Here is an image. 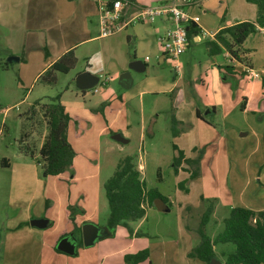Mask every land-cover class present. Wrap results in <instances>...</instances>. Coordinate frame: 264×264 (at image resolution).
I'll return each instance as SVG.
<instances>
[{
  "label": "crops",
  "instance_id": "crops-1",
  "mask_svg": "<svg viewBox=\"0 0 264 264\" xmlns=\"http://www.w3.org/2000/svg\"><path fill=\"white\" fill-rule=\"evenodd\" d=\"M124 1L127 2L124 8L125 16L130 17L142 7L166 3L171 0ZM216 1L220 3V5L217 4V6L220 7V15L223 12L225 15L228 11L230 21H225L224 26L219 23L216 29H213L208 23H200V27L206 32H213L212 34H216L221 29L230 27L236 23L256 20L257 7L248 3L247 0H202L199 6L191 9V12L196 15L199 10L202 11L206 8L211 9V6L214 5ZM224 3L226 5H224ZM167 27H169V23H165L164 21H158L154 24L143 23L132 26L128 31L116 34L113 37L101 38L98 0H0V42L2 41V43H4L3 51L11 56H21L20 70L22 71L21 73L25 75L28 74V87H30L33 92L37 91L35 92V99L38 100L36 104H48L54 99L49 97L48 92V89L53 86L43 84V86H41L42 88L37 90L40 86V77L48 68L70 51H74L77 64L80 63V61L86 63L85 71L78 73L74 79L77 89H79L77 87V77L83 72H89L98 77L104 75L106 78L103 83L99 81L100 84L96 87L97 89H92L94 91H81L79 89L81 91V96H79V94H74L71 90V85L67 86L60 93L61 103L65 107L66 113L71 118L68 129V140L77 153L72 168V172H74L72 176L73 181H85L90 193L91 188L95 191L96 185L101 179V168L100 166L92 167L86 159V154L90 152L91 145H97L99 147L100 140L111 128L119 130L120 133L118 134L125 140L128 139L132 123L124 108L126 105L130 106L128 104H134L135 107L138 106L136 111L139 112L138 116L141 120L142 135L144 134V98L147 95L157 96L160 92L158 89L160 82L156 78H149L147 76V72L149 71L147 62L141 61L145 65V71L142 73L131 71L129 65L133 61H139L136 56L140 47L153 49V47L157 45L158 37ZM261 32H264V30L259 31V33ZM2 33L3 35L1 36ZM112 38L115 39L111 41V45L104 41V39L108 40ZM207 40L213 39L208 38ZM247 40L242 46V51L244 50V53L247 49ZM200 42L201 39H199V41H191L184 55L189 53L192 45H199ZM114 43L116 46H113ZM130 44L134 47V53H132ZM159 52L161 53L160 48ZM247 56L248 55L245 53L242 58L246 61L248 58ZM209 57L211 60L206 64L198 65L203 72H209L210 75L205 77H211L210 81L214 83L211 88L213 97L208 99V102L204 105L205 114L202 116L206 120H202L197 116V112L199 111L201 113V110L197 108L196 104L187 101L185 99L186 97L183 99L179 98L181 101V108L176 123L180 124V127H175L172 130L177 133L174 136L175 146H178V150L184 154V160L178 172L175 173L177 176L176 186L189 189V193L183 191L185 196H180L175 199L168 198V204H166L170 212L172 210L169 208L170 206L177 210L178 222L176 223V235L178 240L166 239L165 237L156 235V231L158 234L160 233V235L167 231L164 227L147 232L143 231L145 224L149 220V214L150 217L152 216L156 220L160 219L157 214H154L159 213L157 210L155 212L153 208H148L146 216L136 223H130L129 227L120 226L112 233L107 225L105 226L111 235L106 237V240L98 245L107 249L106 257L111 258L109 264H128L125 259L126 256L135 255L145 250L149 251V258L139 264H206L198 259L189 257L190 252L200 243L198 235L196 236L197 227H200L201 216L207 208L200 206L201 197L206 200L220 199V203H217L214 207L213 214L208 224L205 226L207 235L212 239H215L217 235L220 234L217 231L221 225L224 229L223 222L226 218L218 214L220 212V204H232L255 211L264 210V208H261L259 205V193H261L264 188V173H261L260 176L258 175L256 168L252 166L253 160L251 159L252 156L257 154V151H259L261 147L259 146L260 135L255 136L251 130L246 132L238 131L236 133L234 129L227 128L226 126H224L222 132H220L216 130L211 119V116L216 117L218 115L220 109H222L224 114L226 113L228 117L227 112H229L231 108L239 105L241 101H243V114H247L249 107L260 99H263L264 102V78L260 75L258 78L249 76L247 70H252V65L247 61L242 62L235 60L226 51L217 56L209 55ZM125 72H130L132 75L133 84L130 88H124L119 82L120 76ZM134 75H136V79L138 75H145V80H143L144 78L142 77L143 82L138 84L137 87H135ZM61 76L65 75H58L57 84ZM200 77V80L203 82V75L201 74ZM113 79L117 80L119 88L126 91L121 98L118 97L120 93L116 90V87H114ZM234 81L236 91L233 93L231 85L234 84ZM206 83H208L207 80H205V84ZM103 86H106L107 89L101 90L100 88ZM174 88H176V90L179 88V83L176 81H174L168 89H164L163 92H171ZM216 91H218V95H215ZM49 98L50 100L48 102ZM81 101H83V103ZM87 102L89 106L85 104ZM36 104L31 107V112H34L38 108ZM116 104L119 106L116 107V111L111 110L112 106ZM120 106H123V111ZM101 107L103 111H101L102 109L100 110ZM187 113L189 115L188 118L183 115ZM30 116H27L28 121H32L34 118L37 119L36 114ZM36 119L32 121L33 129L30 135H26V139H31L30 141L36 140V147H38L39 152L35 154V151L32 152L28 149V163L15 164L12 168L13 179H17V181L26 180V170L28 169L27 185L28 191L32 190V194L28 193L26 198L22 199L17 196L16 200L18 202L22 201L25 207L15 219L9 222L7 228L1 229L0 247L4 244L3 250L5 254L10 255L9 259H11V253L16 247L26 246L28 243H41L44 247V251L50 252L51 255H54V257L63 264H80V260L77 258L80 255L78 249L76 256H69L62 252L57 253L54 250L57 241L51 238L52 235H55V232H61L60 236L64 234L62 232H64L65 229L64 227L62 228L61 225L63 226L65 224L69 214L65 212L67 201L64 195L60 193L55 194L51 211L45 219L40 216L31 215L30 208H28V200L29 204H31L34 203V201L46 199L48 195L44 189V184H41L42 180L39 178L40 171L43 173L42 168L36 162V159L40 158L39 154L48 134V126L46 119L43 117L42 120L36 121ZM40 121H43L42 124H40ZM82 122H85L86 126H94L97 130V136H95V138L85 133V127L82 126L80 129L79 123ZM187 123L192 124L194 130L185 131L183 124ZM116 134L117 133L112 136L113 141H115L113 137ZM250 134L257 139L255 147L251 146ZM210 144L215 145L216 148ZM206 145H210V148L207 153L204 154L201 162V177L185 185L191 173L185 161L189 158H196L198 155L196 150ZM248 146H250L249 151L247 150ZM230 147H233L236 163H241L242 170L245 172L247 170L249 178L245 179L246 176L244 177L241 175V172L238 173L232 180L233 187H230L229 183L231 193L228 194L227 198H224L223 196H226L225 181H223L219 175L224 168H226L227 171L226 176L230 177L232 174V167L230 166L232 162V151H230ZM29 148L31 150L34 146ZM244 150L248 153V157H245ZM31 153L35 154V158L30 156ZM132 158L136 169L141 174V179L146 182L143 177V163H141V161L138 163L140 159L135 160L134 157ZM2 166H4V168H11V164L7 160L4 161V165ZM250 166L253 172L250 170ZM54 178L67 180L68 175L66 173ZM160 180H162L161 176ZM257 182L259 185L256 184ZM31 187L32 189H30ZM193 189L198 190V197L189 199V196L192 195L190 192ZM250 190L252 192L249 194ZM22 193L26 195L27 192L22 191ZM247 194L249 195L247 196ZM247 200L251 203H247ZM186 208L192 209L188 211ZM16 219L20 222L15 221ZM33 220H47L48 225L44 229L33 227L30 224ZM191 222H193L194 228L191 227ZM208 228L213 232L210 235L207 232V230H209ZM152 236L156 239H151ZM149 239H151V241ZM229 245L232 244H217L214 247L215 257L209 264H225L227 255L235 249V247L234 249L230 248ZM69 257L74 258L70 259Z\"/></svg>",
  "mask_w": 264,
  "mask_h": 264
},
{
  "label": "rangeland",
  "instance_id": "rangeland-1",
  "mask_svg": "<svg viewBox=\"0 0 264 264\" xmlns=\"http://www.w3.org/2000/svg\"><path fill=\"white\" fill-rule=\"evenodd\" d=\"M129 1V0H128ZM238 1V0H237ZM238 3V2H237ZM219 1H216L214 5L210 8L203 9L202 11H197V14L200 17V23H208L213 29L220 24L224 26L225 21L229 22V12L227 11L224 15V12L220 15L219 9L220 7ZM224 5H226L224 3ZM222 6V5H221ZM238 6V5H236ZM140 23H135L124 31L118 33H124L132 28V26L139 25ZM206 32V31H205ZM213 33V32H207ZM3 33L1 34V36ZM250 37V38H249ZM246 44L245 53L248 55L247 62L252 65V70L257 72L260 76L264 78V32H257L256 34L250 35ZM209 37H201V42L199 45H192L188 54H183L177 62L172 60H163L160 59L157 61L156 57L160 54L159 52V44L155 45L152 48L140 47L137 52V59L139 61L147 62L148 72L147 76L149 78H156L160 82V86L158 87L159 93L158 95H147L144 103V112H145V131L142 135V125L141 120L138 116L139 112L136 111L138 108L134 106V104H128L130 106H125L126 114L129 116L130 121L132 123V128H130L127 144H120V142H115L112 140V136L115 133H120L119 130L115 128L109 129L106 134L100 140L99 147L97 145L90 146V152L86 154V159L93 167L100 166L101 168V179L96 185L95 191L91 188V193L89 192L88 187L86 186L85 181H73L74 172L72 170L66 172L68 175V179H55L54 177H45L43 173L40 171V179L42 180L41 184H44V189L48 193L46 199L34 201V203L29 204L28 200V208H30L31 215L46 218L50 211L54 202V197L56 193L63 194L66 201V211L68 212V219L65 224L61 227H64V234L66 233H75L80 239H82V232L76 229L75 226L81 228L87 224H93L98 227H105L107 225V221L109 218L110 207L108 204V200L106 197V192L104 189L105 184L108 180L114 175L118 164L126 157H134L135 160L140 159L138 163H143L144 172L143 177L146 180V185L148 189L157 190L161 195L165 198L175 199L180 196H185L186 193H189V189L180 188L176 186V174L173 169V160L177 156V152L174 150V132L173 128L180 127V124L176 123L178 113L181 106L180 99L185 98L187 101L192 104H196L197 108L201 110V114H205L204 105L208 102V99L213 97L211 92V88L214 85L213 82L210 81V78L205 76L210 75L209 72H203L198 65L206 64L211 58L208 55L207 48V40ZM115 39L105 40L108 44L111 45V41ZM2 41L0 42V231L1 229H5L8 227L9 222L21 213L24 210L23 202H18L17 196L22 199L26 198L28 193L32 194V190L28 191V169L26 170V180L17 181V179H13L12 168L15 164H23L25 162L28 163V155L26 152L35 151L34 153H38V147H36L37 142L30 141L26 139V135H30L32 128V121H35L34 118L32 121H28L27 116L36 114L37 120H42L44 117V113L42 110V105H38V108L33 112L30 111L31 107L35 105L38 100L35 99L37 91H32L30 87H28V74L21 73V62H15L14 64L8 63V59L10 57H16L20 59V55L11 56L6 54L3 51ZM113 46H116L114 43ZM132 53H134V47L131 45ZM244 51V50H243ZM243 52L242 55L244 56ZM146 57L149 60H146ZM242 58V62H246ZM8 64V67H6ZM178 66V67H177ZM86 63L80 61L76 65V67L69 73V75L61 76L58 84L48 89L49 97L55 98L58 96L63 89L67 86L71 85V90L74 94H79L81 96V91L76 88L74 79L78 73L85 71ZM203 75V82L200 80V75ZM135 77V87L138 86L143 80H145V75H141ZM142 77L144 78L142 80ZM100 81L105 82V76L100 75L98 77ZM114 80V87L119 91L118 97L121 98L123 94L126 92L122 88L118 87V82L116 79ZM205 80L208 83L205 84ZM176 81L179 83V88L176 90H172L171 92L165 91L164 89H168L170 85H172ZM100 84V83H99ZM231 84V82H230ZM43 83L40 82V86L37 90L42 88ZM235 81L234 84L231 85L233 93L236 91ZM97 89V88H96ZM107 89L106 86L100 88ZM115 90V91H116ZM183 90V91H181ZM94 91V90H92ZM184 92V93H183ZM183 93V94H181ZM215 95H218V91L215 92ZM48 99V102L50 100ZM83 103V101H81ZM89 106L88 102L85 103ZM116 107H119L117 104L113 105L111 110L116 111ZM123 111V106H120ZM132 107V109H131ZM243 101L240 102L239 105L230 109L228 113V117L226 113L224 114L223 110L220 109L218 115L216 117L211 116L212 122L216 130L222 132L224 126L227 128L234 129L237 133L238 131L246 132L252 131V133L256 135H260L259 146L260 149L257 151L255 156H252V166L256 168L258 175L264 173V102L263 99H260L256 103L252 104L249 107L247 114H243L242 111ZM102 109V110H101ZM103 111V108H100ZM33 114H31V113ZM186 118L189 117L188 113L183 114ZM31 117V116H30ZM208 119V116H207ZM210 120V118H209ZM43 121H40L42 124ZM80 129L85 127V133H88L89 136H97V130L92 125H87L85 122L79 123ZM226 124V125H225ZM185 131L194 130V126L190 123L183 124ZM44 127V126H43ZM188 128V129H187ZM44 129V128H43ZM221 135V133H220ZM251 135V146L255 147L257 144L256 137ZM37 138V137H36ZM213 145V144H210ZM210 145L201 146L200 149H197L198 155L196 158L189 160H197L200 159V167L204 154L210 148ZM31 150L29 147H33ZM215 148L216 146L213 145ZM178 147V146H177ZM232 149V150H231ZM250 146L247 147L249 151ZM232 162L230 166L232 167V174L227 175L226 168L221 170L220 177L223 181H225L226 188V196L231 193L230 187L232 186V180L237 176L238 173H242L245 179L249 178L248 172L242 170L241 163L237 164L235 161V155L233 147H230ZM245 151V157H248V153ZM76 152V151H75ZM34 154V155H35ZM85 155V154H84ZM237 155V154H236ZM77 156V153H76ZM8 161L11 164V168H4L3 162ZM250 170L253 172L252 167L250 166ZM65 173V174H66ZM190 173V172H189ZM192 180L191 173L190 177L185 183V185L190 184L193 181L198 180L201 177ZM160 176L162 180H160ZM264 177V175H263ZM257 181V179H256ZM230 183V187H229ZM256 184L259 185L257 182ZM32 189V187L30 188ZM234 189V188H233ZM22 191L27 192L22 193ZM93 191V193H92ZM252 191H249V194ZM264 188L262 192L259 193V205L261 208H264ZM189 199H195L198 197V190H191ZM247 194V196L249 195ZM263 194V196H262ZM246 196V197H247ZM29 199V197H28ZM220 203V199H212L206 200L201 197V207H208L213 205L214 207ZM247 203H251L247 200ZM193 206V205H191ZM195 207V206H193ZM238 206L234 205H223L220 204V212L218 213L220 216L228 218L232 209ZM171 212L168 210L166 212L159 211L156 207L153 208L159 213H154L159 216V220H156L152 216L145 224L143 231H151L153 229L166 228L167 231L163 232L162 235L156 231V235L165 237L166 239H177L176 235V223L178 222V214L175 208L169 207ZM196 208V207H195ZM244 208V207H243ZM188 211H191L192 208H186ZM207 209V208H206ZM206 209L204 211H206ZM248 209V208H247ZM251 210V209H250ZM255 211V210H254ZM264 211V210H260ZM204 213V212H203ZM71 214L74 220H71ZM213 214V213H212ZM203 215V214H202ZM202 218V216H201ZM89 219V220H87ZM20 222L19 220H15ZM84 221V222H83ZM138 221H129L127 222L128 227L130 223H136ZM201 222V220H200ZM75 223V225H74ZM31 224V223H30ZM192 228H194L193 222H191ZM29 225V223H28ZM163 225V226H161ZM23 226V225H22ZM199 229V227H197ZM197 229V231H198ZM209 229V228H208ZM170 230V231H169ZM223 230V226L219 228L217 231L221 233ZM68 231V232H67ZM154 232V231H153ZM152 232V233H153ZM210 235L212 230H207ZM61 233V232H60ZM60 233L55 232V235L51 238L56 239V244L61 240ZM169 233V234H168ZM69 234V235H70ZM168 234V235H167ZM197 236V233H196ZM151 239H156L151 237ZM151 239H149L151 241ZM160 239V238H157ZM106 239H100L96 242V244L92 247L86 248L84 246H79L78 252L80 260V264H109L111 258L107 256V249L100 247V243L104 242ZM83 242V241H82ZM18 246V245H17ZM230 248L234 249L233 245H229ZM4 244L0 247V264H63L61 261L56 259L54 255H51L50 252L44 251V247L41 243H31L26 246L16 247L15 250L11 253V259H9L10 255L5 254ZM55 250V249H54ZM56 252V250H55ZM58 253V252H57ZM73 259L74 257H69ZM59 261V262H58Z\"/></svg>",
  "mask_w": 264,
  "mask_h": 264
},
{
  "label": "trees",
  "instance_id": "trees-1",
  "mask_svg": "<svg viewBox=\"0 0 264 264\" xmlns=\"http://www.w3.org/2000/svg\"><path fill=\"white\" fill-rule=\"evenodd\" d=\"M247 2L257 7L256 20L239 22L221 29L215 34L213 40L206 43L210 56H217L226 51L235 60L242 61V46L248 37L264 30V0H247ZM199 33L200 30L197 27L191 26L189 28L190 40ZM76 65L75 53L70 51L48 68L40 77V82L48 86H55L58 82V75L69 74ZM42 110L47 121L48 134L40 150V158L36 159V162L41 166L44 176L59 177L72 170L76 157V152L68 140L71 118L61 103V94L50 103L43 104ZM197 116L206 120L199 111ZM176 134L174 132V136ZM174 150L178 152L173 160V169L177 173L184 160V154L175 145ZM26 154L28 155V152ZM30 156L35 158L33 153ZM200 159L185 161L190 168L192 180L200 175ZM180 187L182 188V186ZM104 189L110 207L107 227L112 233L120 226L128 227L127 222L129 221L143 219L148 208H155L156 200H162L168 204V199L157 190L147 188L146 182L141 179V174L130 156L118 164L114 175L105 184ZM213 211L214 206L211 205L203 213L197 231L200 243L190 252L189 257L209 264L215 257L214 247L217 244H232L235 249L227 255L225 264H264V211H254L243 207L232 209L229 217L223 222V231L215 239H212L207 235L205 226ZM72 216L71 214L73 221ZM75 228L82 232L78 226ZM69 234H63L61 237ZM73 234L75 235V233ZM79 241V246H83L82 239L79 238ZM55 250L61 253L56 246ZM148 258L149 251L145 250L135 255H128L125 259L128 264H139Z\"/></svg>",
  "mask_w": 264,
  "mask_h": 264
},
{
  "label": "built area",
  "instance_id": "built-area-1",
  "mask_svg": "<svg viewBox=\"0 0 264 264\" xmlns=\"http://www.w3.org/2000/svg\"><path fill=\"white\" fill-rule=\"evenodd\" d=\"M202 0H171L166 3L140 8L134 15L126 17L124 0H98L100 16V37L110 38L124 31L135 23L154 24L158 21L169 23V27L158 37L161 55L157 61L172 60L177 62L186 52L191 41H199L201 37L214 39L215 34L207 33L200 27V17L191 12L193 7L199 6ZM195 26L200 33L189 38V28ZM148 61L149 58L147 57ZM178 67V66H177ZM249 76L258 78L259 74L251 69L247 70Z\"/></svg>",
  "mask_w": 264,
  "mask_h": 264
},
{
  "label": "water",
  "instance_id": "water-1",
  "mask_svg": "<svg viewBox=\"0 0 264 264\" xmlns=\"http://www.w3.org/2000/svg\"><path fill=\"white\" fill-rule=\"evenodd\" d=\"M20 59L16 57H10L8 63L14 64L19 62ZM131 71L142 73L145 71V65L141 61H133L129 65ZM100 79L89 72H83L77 77V87L81 91L92 90L96 88L99 84ZM120 85L124 88H130L133 84L132 75L130 72L123 73L119 78ZM113 139L117 142L126 144L125 140L120 134H116ZM155 207L161 211H168L167 205L162 200L155 201ZM48 225L47 220H33L31 226L44 229ZM110 232L106 227H98L96 225L87 223L82 227V241L83 246L86 248L92 247L100 239L110 236ZM79 246V241L75 235L70 234L67 237L61 238L57 243L56 248L58 251L67 254L69 256H76L77 249ZM213 260V259H212ZM211 260V261H212Z\"/></svg>",
  "mask_w": 264,
  "mask_h": 264
},
{
  "label": "flooded vegetation",
  "instance_id": "flooded-vegetation-1",
  "mask_svg": "<svg viewBox=\"0 0 264 264\" xmlns=\"http://www.w3.org/2000/svg\"><path fill=\"white\" fill-rule=\"evenodd\" d=\"M74 235V234H73ZM67 236H69V235H67ZM67 236H65V237H67ZM76 236V238H77V235H75ZM64 238V237H63ZM78 239V241H79V238H77ZM80 242V241H79ZM79 247V246H78Z\"/></svg>",
  "mask_w": 264,
  "mask_h": 264
}]
</instances>
